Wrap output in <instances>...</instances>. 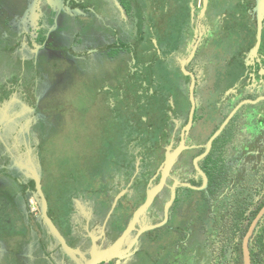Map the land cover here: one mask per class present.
Returning <instances> with one entry per match:
<instances>
[{"label":"flooded vegetation","instance_id":"af4514ba","mask_svg":"<svg viewBox=\"0 0 264 264\" xmlns=\"http://www.w3.org/2000/svg\"><path fill=\"white\" fill-rule=\"evenodd\" d=\"M21 4L14 0L10 8ZM39 7L43 17L35 39L25 31H13L8 19L0 16V50L17 67L5 79L6 91L0 88V181L11 183L10 189L0 187V264H60L57 259L65 264L62 249L77 257L78 264H88L92 252H121L132 243L122 257L98 264H247V258L249 264H264V0H39ZM101 10L113 19V33L103 47L75 52L87 42L91 45L80 35L98 23ZM74 30V41L68 44L66 38ZM101 51L108 53L105 60L117 59L118 66L109 82L95 91L96 101L105 107L99 115L102 124L96 128L101 134L96 143L102 151L99 166L109 168L111 175L123 172L128 162L125 156L119 160L121 150L136 163L128 187L118 191L122 196L113 211L120 206V217L126 216L123 226L109 228L112 212L108 220L93 227L94 233L92 214L83 207L86 195L69 197L48 171L50 149L43 146L45 127L52 123L46 120L50 112L41 106V96L49 93V87L41 93L38 89L40 83L52 84L57 60L77 62ZM239 105L210 152L198 161L208 176L207 188L185 185H203L195 161ZM38 126L40 132H36ZM178 149L165 175L161 167L167 153ZM30 160L27 175L9 170L15 163ZM209 167L213 175L208 174ZM62 175L79 176L71 165L62 168ZM164 175L162 190L125 234L148 191ZM38 177L48 214L72 250L51 230L57 242L49 241L41 226L44 220L32 212L34 193L39 194ZM175 182L176 197L167 223L155 228L156 236L150 233L155 229H149L135 241L147 226V213L161 207L155 223L164 219ZM130 189L141 196H129ZM62 196L68 221L60 216ZM192 207L200 251L192 245L191 221L181 222ZM20 229L23 232L18 234ZM79 237L81 242L76 240ZM182 256L191 257V262Z\"/></svg>","mask_w":264,"mask_h":264},{"label":"rangeland","instance_id":"374dc122","mask_svg":"<svg viewBox=\"0 0 264 264\" xmlns=\"http://www.w3.org/2000/svg\"><path fill=\"white\" fill-rule=\"evenodd\" d=\"M12 2H14V0L3 1L0 5V16L4 19H8V25L13 31H25L35 39L40 28L39 26L41 25L39 19L43 17V13L39 7V0H21L22 4L18 9L10 8ZM98 5H100V2ZM101 13L102 15H100L98 23L83 31L80 35V39L83 42L86 40L92 41L91 45L89 46V43L87 42L86 47L83 46L82 48H78L77 50H74L75 52L78 53L80 50H86L88 47H103V43H105V41L111 36L113 31L110 29V26L114 25L113 19L111 18L110 20L109 18H106V11L101 10ZM2 32H4V30ZM74 32L75 30L70 35H66L68 44L70 41H74ZM121 33L122 31H120V34ZM4 35L7 36L8 34L4 32ZM66 36L64 35V37ZM8 38L11 39V37ZM35 45L39 46L38 43ZM73 54L74 53L72 52L71 56ZM107 55L108 53L106 51H101L100 54L96 53V55L87 57L84 60H77V62L73 58H70L67 61L59 59L56 61L54 67L58 68V72L50 73L53 80L52 84L48 86L47 84L44 85L43 83H40L38 89L39 93H41L43 92L44 87H49V93L41 96V106H43L45 111L50 112L46 120L50 119L52 123V127L49 125L48 127H45L47 133L44 141L45 144L43 146L50 149L47 152V158L49 161L48 171L50 173L52 172L53 179H55L57 183L59 182V187H61L59 189L63 190V192L69 195V197H73L76 193L81 192L86 195L83 207L93 215L89 218V220L91 219L92 231L93 227L95 229L98 225V222L101 224L106 217L114 211L113 206H111V201L113 198V201H115L116 197H118V191H120L122 187H128L127 183L131 182L129 181L132 174L131 167L136 163L134 158H128L125 154L122 155L123 151L121 150L119 160L125 156V159L128 162L126 167H123V172H118V174L113 173V175H111L109 173V168L99 166L98 154H101L102 151L96 149V143L100 139L101 134L98 133V129L96 128L99 124H102V122L100 123L99 115L101 113L103 114L105 107L102 103L96 101L97 97L95 91L98 90L100 85L104 86L109 82L107 78L115 75L118 66L117 59L113 58L112 60L110 58V60H105ZM16 71L17 67L13 60L0 50V88H3L6 91L5 79L14 75ZM28 84L29 82L26 78L22 85L26 89ZM30 88L32 90L33 87L31 86ZM40 131L41 129L38 126L36 132ZM234 152L235 151L233 150V153ZM52 156L53 161L50 159ZM130 156H132V154H130ZM32 161L33 160H30L29 162L24 161L23 163H15L10 166L9 170L13 173L21 171L27 175L29 168L32 166ZM65 164L68 169L69 165L74 167L79 176L74 178L63 176L62 168L66 167ZM137 165H139V163ZM0 187L10 189L11 183L8 180L0 181ZM131 189L129 191V196L133 198L141 196L138 192L132 194ZM163 202H161V204H163ZM63 205L65 206L64 203ZM6 209L7 203L3 201L1 210L5 211ZM193 210L194 207L190 209L189 215L183 214V218L186 220L182 218L181 222L184 223L186 221H191L195 232L192 238V245L195 246V250L200 251L201 239L200 234L196 231L197 228H195L197 225H195V211L193 212ZM10 211H12V215L16 217V212L12 209H10ZM42 211L43 203L39 198V194L35 192L32 201V212L35 216H40ZM127 211L130 213V208H128ZM159 211H161V207L147 213L144 217V223L147 226L156 224L155 222L160 219L158 214ZM121 214L119 206L115 209V212L112 213V216L109 219V228L118 229L120 226H123L121 224L125 221L126 216L125 218H121ZM185 215H187V217H184ZM9 226L11 225L9 224ZM41 226L44 234L49 237L48 240L57 242L55 241V237L50 231L48 224L46 222L41 223ZM14 227L9 228L12 229ZM20 231L21 232L18 234L23 232L21 229ZM27 231L28 230L24 232ZM93 232L96 233L97 230ZM157 232V229L150 231L152 235ZM76 240L81 242L80 237ZM192 245L190 249H192ZM168 255L169 252H166L165 259ZM62 256L66 259L65 264H78L77 260L79 259L74 256H68V252L64 249H62ZM190 256L192 257V253ZM191 257L188 258L182 256L181 258L183 261L190 259L188 261L190 263L192 260ZM57 260L60 264L63 263L61 261L62 259ZM84 261L85 263L87 262V260Z\"/></svg>","mask_w":264,"mask_h":264},{"label":"water","instance_id":"95a60500","mask_svg":"<svg viewBox=\"0 0 264 264\" xmlns=\"http://www.w3.org/2000/svg\"><path fill=\"white\" fill-rule=\"evenodd\" d=\"M192 102L194 104V97L192 95ZM241 105V104H240ZM239 106H237L232 112L231 114L228 116V118L225 120V122L221 125V127L212 135V137L209 139L208 141V146L206 151L201 154L195 161V166L197 167V169L199 170V172L203 175L204 177V183L202 186L197 187L194 186L190 183H184L185 185L197 188V189H205L208 186V176L206 175V173L201 169V167L198 164L199 159L207 156V154L210 152V149L212 147L213 141L215 140L216 137H218L220 135V133L223 131V129L225 128V126L228 124V122L230 121V119L234 116V114L236 113V111L239 109ZM193 111H194V106H193ZM193 111H192V115H193ZM180 149H178L176 152L171 153L168 152L167 153V157H166V161L165 163L162 165V170L163 173L166 175L169 173L178 153H179ZM163 176V179L151 190L148 191L147 194V198L145 200V202L135 211L134 216H133V221L130 225V228L126 231L125 234H127L131 227L135 226V223L138 222L139 218L141 217L142 214H144L148 208L152 205L156 195L162 190L164 183H165V177ZM36 182H37V189L39 191V195L41 197V200L43 202V211L41 214V218L44 220V222H46L48 224V227L50 228V230L54 233V235L62 242L63 246L66 247L68 250H72L71 247L66 243L65 238L63 237V235L61 234V232L59 231V229L57 228V226L55 225L54 221L51 219V217L48 214V203H47V199L45 197V194L42 190V186H41V179L40 177L36 178ZM178 185V182H175L173 189H172V195L171 198L169 199V201L167 202L166 206H165V215H164V219L159 222L156 223L154 225H149L146 227H143L140 229V231L138 232V235L136 236L135 241L138 239V237L146 230L149 229H155L157 227H161L164 224L167 223L168 219H169V210L171 205L173 204V201L175 200L176 197V187ZM122 196L119 195L118 197H116L114 203H113V209L115 208L119 198ZM264 212V210H263ZM112 213V212H111ZM111 213L108 215L107 220L109 218V216L111 215ZM257 221V219L255 220V222ZM254 222V224H255ZM254 227V225L252 226ZM133 243L125 250V251H121V252H116V251H110V250H106L104 252H102L99 255H94V253L92 252V257L90 259V261L88 262V264H98L104 261H109L115 257H122L125 253H127L130 248L132 247ZM246 252H248L247 250V242H246V246H245ZM247 264H249V260L247 258Z\"/></svg>","mask_w":264,"mask_h":264},{"label":"trees","instance_id":"16d2710c","mask_svg":"<svg viewBox=\"0 0 264 264\" xmlns=\"http://www.w3.org/2000/svg\"><path fill=\"white\" fill-rule=\"evenodd\" d=\"M44 37H42L41 39H43ZM208 160L207 161H209V160H211V156H209L208 158H207ZM212 168V167H211ZM210 169V167L208 168V170H207V172H208V174L209 175H213V171L212 170H209ZM214 181H216V180H213V179H211V182L213 183ZM26 199H27V203L29 204V202H28V200H29V198H28V196H26ZM65 197H61V200L64 202V204H65ZM68 215H69V211H68V209H67V203L65 204V206L64 205H62L61 206V211H60V216H61V218L64 220V221H68L69 220V217H68ZM58 217V216H57ZM32 219L33 220H36L35 219V216H32Z\"/></svg>","mask_w":264,"mask_h":264}]
</instances>
